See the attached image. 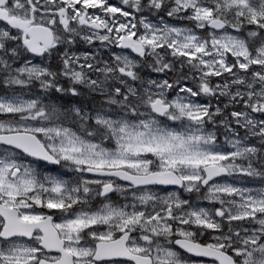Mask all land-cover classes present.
<instances>
[{
    "label": "snow or ice",
    "instance_id": "1",
    "mask_svg": "<svg viewBox=\"0 0 264 264\" xmlns=\"http://www.w3.org/2000/svg\"><path fill=\"white\" fill-rule=\"evenodd\" d=\"M0 264H264V0H0Z\"/></svg>",
    "mask_w": 264,
    "mask_h": 264
},
{
    "label": "rangeland",
    "instance_id": "2",
    "mask_svg": "<svg viewBox=\"0 0 264 264\" xmlns=\"http://www.w3.org/2000/svg\"><path fill=\"white\" fill-rule=\"evenodd\" d=\"M113 2H115V0H113Z\"/></svg>",
    "mask_w": 264,
    "mask_h": 264
}]
</instances>
